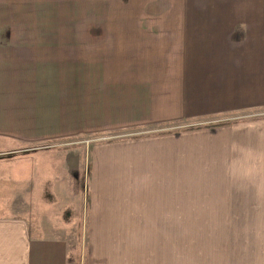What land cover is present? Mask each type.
Wrapping results in <instances>:
<instances>
[{
    "label": "crops",
    "instance_id": "1",
    "mask_svg": "<svg viewBox=\"0 0 264 264\" xmlns=\"http://www.w3.org/2000/svg\"><path fill=\"white\" fill-rule=\"evenodd\" d=\"M181 9L91 32L82 57L73 43L32 46L0 31L1 154L90 140L58 152L51 178L86 177V254L22 220L7 226L0 248L13 253L0 263L175 264V230L207 229L211 214L250 215L243 184L250 160L264 157V120L242 118L264 110V0ZM206 190L225 191L211 203L218 211H207Z\"/></svg>",
    "mask_w": 264,
    "mask_h": 264
},
{
    "label": "rangeland",
    "instance_id": "2",
    "mask_svg": "<svg viewBox=\"0 0 264 264\" xmlns=\"http://www.w3.org/2000/svg\"><path fill=\"white\" fill-rule=\"evenodd\" d=\"M188 1L0 0V31L13 32L12 41L25 39L32 46L62 47L73 43L70 45L74 47L73 56L82 57L87 52L91 32L117 31L123 24L121 21L132 20L134 16L180 14L181 5ZM244 115L242 119L264 120V110ZM88 138L54 139L23 145L12 154L0 152V243L6 244L7 226H17L25 220L30 222L33 234L65 239L73 255L80 258L86 254V177L82 173L66 177V182L62 178L58 182L52 179L57 178V166L62 159L58 152L86 145ZM41 161L46 166L40 168ZM250 164V183L243 184L247 186L244 192L250 194V215L228 220L226 215L211 214L207 216L212 222L205 225L207 229L175 230V264H228V260L232 264H264V157H255ZM58 187L64 190L61 198L55 197ZM217 194L221 197L225 191L206 190V203L216 202ZM206 209L219 210L213 204ZM230 226L235 229H225ZM40 227L46 228V232H40ZM12 251L13 248H0V254Z\"/></svg>",
    "mask_w": 264,
    "mask_h": 264
}]
</instances>
